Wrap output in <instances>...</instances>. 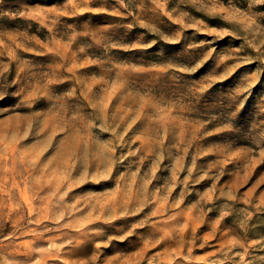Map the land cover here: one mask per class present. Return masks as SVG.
<instances>
[{"label": "rangeland", "instance_id": "rangeland-1", "mask_svg": "<svg viewBox=\"0 0 264 264\" xmlns=\"http://www.w3.org/2000/svg\"><path fill=\"white\" fill-rule=\"evenodd\" d=\"M0 264H264V0H0Z\"/></svg>", "mask_w": 264, "mask_h": 264}]
</instances>
